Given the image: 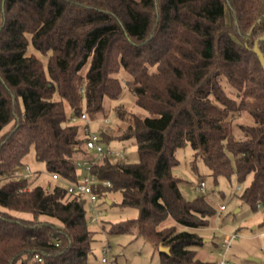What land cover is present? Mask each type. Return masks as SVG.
Here are the masks:
<instances>
[{"label":"trees","instance_id":"1","mask_svg":"<svg viewBox=\"0 0 264 264\" xmlns=\"http://www.w3.org/2000/svg\"><path fill=\"white\" fill-rule=\"evenodd\" d=\"M255 45L264 55V0H0V264H87L97 232L142 236L160 264H217L196 255V230L215 209L204 195L185 199L172 168L189 143L215 181L251 174L240 198L252 210L264 204V70ZM119 69L148 112L130 113L116 137L134 139L138 160L104 153L89 171L98 199L118 191L138 215L92 229L86 197L68 195L67 184L31 186L14 171L33 147L56 180L77 181L89 133L69 117L119 98ZM243 110L254 123L236 138L232 121Z\"/></svg>","mask_w":264,"mask_h":264},{"label":"rangeland","instance_id":"2","mask_svg":"<svg viewBox=\"0 0 264 264\" xmlns=\"http://www.w3.org/2000/svg\"><path fill=\"white\" fill-rule=\"evenodd\" d=\"M33 51V49H31ZM34 53L45 61L39 51ZM86 69V68H85ZM84 70L81 71L83 73ZM116 76L119 78L122 91L119 98L113 99L107 96L103 99V109L92 116L87 114V124L90 133L98 135L103 131L113 139L108 143L102 142L104 149H116L128 162H136L138 153L133 138L118 139V135L126 128L128 116L135 113L140 117L148 116V112L135 103V96L129 91L126 80L131 76L123 69H119ZM225 92L230 97L236 96L235 88L224 78L220 80ZM58 98V95H54ZM124 110L121 116L117 107ZM81 107L84 110V102ZM254 119L251 114L243 110L232 121L233 133L236 138H242L240 125H252ZM94 153L88 151L78 159V162L93 158ZM177 163L172 168V173L179 178L178 187L185 199L191 200L197 196L204 195L215 209V213L209 217V223L205 227L198 228L196 232L203 238V243L196 251L201 260H212L218 262L225 259L230 264H264V204L257 209L245 203L240 194L244 187L250 182L251 174L245 180L238 181L234 175L225 178L220 176L215 181L211 171L200 156L194 155V150L189 143L176 151ZM29 168V180L31 186L41 184L52 187L57 183L68 184L51 177L43 162L36 160L34 148L23 158V166L19 172L24 174L23 168ZM79 178L86 174L83 166H78ZM27 175V176H28ZM203 181V187L200 182ZM121 194L118 191L108 193L99 198L95 203L98 213V221L88 223L90 228L98 229L104 222H119L136 218L138 210L135 207L120 204ZM223 204L224 209L219 210ZM17 215L31 217L30 213L15 211ZM90 215L89 210L86 217ZM44 217V216H43ZM42 217V218H43ZM168 221L167 223H171ZM232 236L228 246L223 245V239ZM109 243L110 250L107 254V262H101V246ZM87 264H160L159 253L142 236L132 233H103L97 232L91 244V251L87 256Z\"/></svg>","mask_w":264,"mask_h":264},{"label":"built area","instance_id":"3","mask_svg":"<svg viewBox=\"0 0 264 264\" xmlns=\"http://www.w3.org/2000/svg\"><path fill=\"white\" fill-rule=\"evenodd\" d=\"M70 121H76V120H81L84 122H87V113L85 111H82L79 113V115H71L69 117ZM88 137L86 138L84 142V146L87 151H90L94 153L93 158L88 159L84 161L83 163L77 162L78 166H83L84 169L86 170V174L82 175L81 178H79L75 182H68L67 184V193L70 196H80V197H86L87 198V210H89L90 215L87 217V222L88 223H95L98 221V213L100 212L97 208L95 203L98 200L97 194L93 191L92 186L97 183L96 177L89 171L90 165L100 159L104 153H107L110 157L115 158V159H121V160H126L125 157L122 156V153L116 149H104L102 146V141L100 140L99 135H95L93 133H90V130L88 128ZM24 174H21L19 172V169L14 171V174L16 175H28L29 173V168L25 166L23 168ZM51 177L53 179H58V175L52 174ZM106 185H109L108 181L104 182ZM200 187H203L204 182H200ZM224 209V205L221 204L219 206V210ZM232 236H226L223 239V245L228 246L230 243ZM110 250V245L109 243H104L101 246V262H107V254ZM39 259V258H38ZM217 264H230L227 262L225 259H221L218 261ZM234 264V263H233Z\"/></svg>","mask_w":264,"mask_h":264},{"label":"water","instance_id":"4","mask_svg":"<svg viewBox=\"0 0 264 264\" xmlns=\"http://www.w3.org/2000/svg\"><path fill=\"white\" fill-rule=\"evenodd\" d=\"M254 51H255V53H256V55H257V57H258V59H259V61L261 63V66H262V68L264 70V55H263V53L260 51V49L257 47V45L254 46ZM159 250L168 251V248L164 247V246H160Z\"/></svg>","mask_w":264,"mask_h":264},{"label":"crops","instance_id":"5","mask_svg":"<svg viewBox=\"0 0 264 264\" xmlns=\"http://www.w3.org/2000/svg\"><path fill=\"white\" fill-rule=\"evenodd\" d=\"M177 226H178V228L180 229V228H183V226L182 225H179V224H177Z\"/></svg>","mask_w":264,"mask_h":264}]
</instances>
